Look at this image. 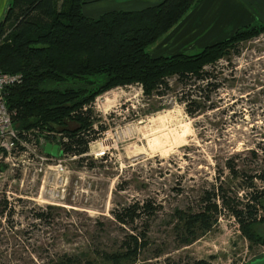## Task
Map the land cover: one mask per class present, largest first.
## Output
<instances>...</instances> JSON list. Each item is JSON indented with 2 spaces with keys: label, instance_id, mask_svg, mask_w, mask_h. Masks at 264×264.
I'll use <instances>...</instances> for the list:
<instances>
[{
  "label": "rangeland",
  "instance_id": "1",
  "mask_svg": "<svg viewBox=\"0 0 264 264\" xmlns=\"http://www.w3.org/2000/svg\"><path fill=\"white\" fill-rule=\"evenodd\" d=\"M8 2L0 0V21ZM256 22L264 24V0H205L150 53L193 54ZM204 70L208 86L171 77L157 92L129 85L97 96L91 111L100 133L82 161L40 159L47 142L76 129L66 122L0 170V264H245L264 253V198L250 228L259 241L243 233L221 198L209 231L190 235L184 225L204 208L203 191L220 187L219 197L246 205L264 188L257 178L264 171V27ZM144 200L154 210L130 226L113 218ZM142 233L136 260L113 259L126 253L128 235Z\"/></svg>",
  "mask_w": 264,
  "mask_h": 264
},
{
  "label": "trees",
  "instance_id": "2",
  "mask_svg": "<svg viewBox=\"0 0 264 264\" xmlns=\"http://www.w3.org/2000/svg\"><path fill=\"white\" fill-rule=\"evenodd\" d=\"M87 1L61 0L58 5V0H9L0 21V71L23 76L22 83L11 87L5 99L7 109L15 113L14 128L20 133L33 131L35 137L43 138L49 136L53 126L65 128L66 122L74 123L75 130H62L63 136L46 145L57 147V156L61 153L79 161L100 133L93 129L91 111L97 96L129 85H140L148 93L157 92L161 86L168 88L166 80L171 77L182 82L194 78L208 86L210 76L204 68L214 66L240 41L254 37L264 27L259 22L243 25L231 37L196 53L153 58L151 47L205 0H162L143 10L114 11L97 19L83 14L82 6ZM226 166L237 176L230 162ZM257 178L264 183V171ZM219 192L222 193L220 187L213 188L212 193L203 191L204 208L186 215L185 230L190 235L196 228L209 231L218 213L216 201L221 198L222 209L229 210L243 233L257 241L250 228L256 220V206L264 198V188L254 191L250 195L252 201L246 205L224 195L219 197ZM152 205V200L135 202L114 210L112 216L118 224L130 226L140 215L152 212ZM239 205L242 209H237ZM128 240L126 253L116 255L114 260H136L146 244V235H128ZM186 264L211 263L196 260Z\"/></svg>",
  "mask_w": 264,
  "mask_h": 264
},
{
  "label": "built area",
  "instance_id": "3",
  "mask_svg": "<svg viewBox=\"0 0 264 264\" xmlns=\"http://www.w3.org/2000/svg\"><path fill=\"white\" fill-rule=\"evenodd\" d=\"M22 80L23 76L21 74H4L0 71V165L8 166L9 168L14 166L13 162L16 161L19 154H21L19 158H22L26 153L32 152L29 147L35 149L37 142L43 140L42 137H35L32 134L33 131L20 133L13 128L12 117L15 114L8 111L5 105V99L8 90L13 86L20 85ZM40 153L42 162L49 160L43 150ZM58 157L65 156L62 154ZM256 208L259 209L258 206Z\"/></svg>",
  "mask_w": 264,
  "mask_h": 264
},
{
  "label": "crops",
  "instance_id": "4",
  "mask_svg": "<svg viewBox=\"0 0 264 264\" xmlns=\"http://www.w3.org/2000/svg\"><path fill=\"white\" fill-rule=\"evenodd\" d=\"M162 0H88L82 6L84 15L97 19L100 16L114 11H139L156 5ZM44 154L45 151H43Z\"/></svg>",
  "mask_w": 264,
  "mask_h": 264
},
{
  "label": "water",
  "instance_id": "5",
  "mask_svg": "<svg viewBox=\"0 0 264 264\" xmlns=\"http://www.w3.org/2000/svg\"><path fill=\"white\" fill-rule=\"evenodd\" d=\"M45 153H51L53 156H56V147H54L52 150L50 148V145H47L44 149ZM59 156L62 154L59 153ZM264 207V204H263ZM245 264H264V253H262L260 256L253 258L252 260L246 262Z\"/></svg>",
  "mask_w": 264,
  "mask_h": 264
},
{
  "label": "bare ground",
  "instance_id": "6",
  "mask_svg": "<svg viewBox=\"0 0 264 264\" xmlns=\"http://www.w3.org/2000/svg\"><path fill=\"white\" fill-rule=\"evenodd\" d=\"M3 73V72H2ZM4 74H9V73H4ZM7 108V107H6ZM9 111V110H8ZM10 112V111H9ZM12 113V112H11ZM15 114V113H14ZM12 120H13V117H12ZM12 125H13V121H12ZM13 128H14V126H13ZM14 129H16V128H14ZM18 131V130H17ZM47 146V145H46ZM45 146V147H46ZM50 148H51V150L54 148V147H52V146H50ZM56 149H57V147H56ZM58 150V149H57ZM57 153H58V151H56V156H57ZM47 155H50L51 157H56V156H53L51 153H48ZM51 157H48V158H51ZM0 167H3V169H4V167H6V166H4V165H0Z\"/></svg>",
  "mask_w": 264,
  "mask_h": 264
}]
</instances>
